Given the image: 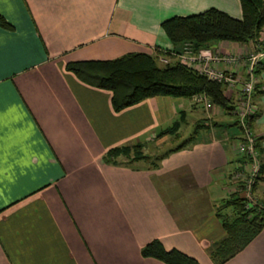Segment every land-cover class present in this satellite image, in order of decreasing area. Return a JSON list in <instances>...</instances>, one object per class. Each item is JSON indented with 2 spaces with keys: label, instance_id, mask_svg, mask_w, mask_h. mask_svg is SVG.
<instances>
[{
  "label": "crops",
  "instance_id": "crops-1",
  "mask_svg": "<svg viewBox=\"0 0 264 264\" xmlns=\"http://www.w3.org/2000/svg\"><path fill=\"white\" fill-rule=\"evenodd\" d=\"M209 8L242 16L239 0L0 5L11 24L0 27V264H167L143 254L153 241L199 264H214L206 250L224 234L217 208L235 191L230 174L240 166L227 138L235 132L228 127L232 119L223 121L221 111L192 98L168 96L114 111L109 90L66 69L71 62L173 50L163 21ZM208 48L220 58L212 66L237 76L244 74V64L235 69L224 57L239 54L248 62L263 56L250 42L218 41ZM257 78L264 87V71ZM238 91L237 86L231 93L235 100ZM257 99L254 130L264 158V92ZM182 111L186 123L180 131L190 121L208 124L197 127L185 146L151 162L102 160L113 147L140 143L151 150L152 144L180 138L158 133ZM201 129L209 136L199 138ZM254 195L264 200V181ZM224 264H264V227Z\"/></svg>",
  "mask_w": 264,
  "mask_h": 264
},
{
  "label": "trees",
  "instance_id": "trees-1",
  "mask_svg": "<svg viewBox=\"0 0 264 264\" xmlns=\"http://www.w3.org/2000/svg\"><path fill=\"white\" fill-rule=\"evenodd\" d=\"M241 18H234L217 8H209L203 12L188 16H174L162 23V27L172 42L174 49L165 50L155 48L152 53H127L111 60L81 61L66 64V69L72 71L79 79L97 88L107 89L111 92V105L114 111L141 102L155 96H168L173 98H192L193 102L206 109H217L223 114L232 117L228 127H234V134L228 135V140L235 151L240 166L234 168L230 174L231 184L235 191L225 198L223 204L217 208L224 230L223 236L207 247V254L214 264H224L242 251L264 227V200L247 199L245 196L244 180L234 179V173L243 171L247 173L248 166L256 161L258 167L252 180V192L256 186L264 181V158L261 152V137L255 135V119L260 112L258 96L264 92V87L258 82L259 74L264 71V54L253 64L252 73L256 79L253 86L252 102L255 106L252 113L247 115L245 128L239 123L238 116L233 112L240 100L228 95L227 83L209 78L206 74L188 67L171 57L165 65H159L158 56H170L171 51L181 53L187 43L192 52L196 53L202 48H208L218 41L236 43H254L260 51L264 52V40L261 38L264 29V0H239ZM0 27L10 28L11 24L0 14ZM246 68V66H245ZM231 71V70H230ZM237 76L236 71H233ZM247 78L248 74L239 75ZM240 94V91H238ZM205 98L197 101L195 98ZM206 102L210 107L206 106ZM207 119H205L206 121ZM199 121V120H198ZM202 121V120H200ZM198 122L196 129L206 127L205 122ZM186 123L185 112L167 128L162 129L158 136L169 135L178 138L180 128ZM223 124V123H222ZM216 126H223L213 123ZM226 125H224L225 127ZM198 127V128H197ZM194 129L193 133L197 130ZM251 132L255 157L246 151L238 152L234 148L236 142L247 144V135L244 130ZM228 134V133H226ZM225 134V135H226ZM193 138L189 136L173 149H168L164 155L185 146ZM143 144L124 145L109 149L103 156L105 163L117 164L118 157L126 159V164L149 160L150 155L144 153ZM163 156V155H162ZM161 156L157 157V160ZM255 158V159H254ZM156 159V158H155ZM229 208L227 211L226 209ZM144 255L158 257L167 264H199L198 261L175 249L166 250L157 241L150 242L143 248Z\"/></svg>",
  "mask_w": 264,
  "mask_h": 264
},
{
  "label": "built area",
  "instance_id": "built-area-1",
  "mask_svg": "<svg viewBox=\"0 0 264 264\" xmlns=\"http://www.w3.org/2000/svg\"><path fill=\"white\" fill-rule=\"evenodd\" d=\"M264 52L261 53L263 55ZM171 57L177 61L184 63L190 68L197 70L200 73L206 74L209 78L217 81H224L227 83L228 93H232L234 89L238 86L240 91V100L233 111L239 119V123L243 128H245V121L247 115L252 113L255 106L252 102L253 86L256 82L255 77L252 73L253 64L257 61L258 56H250L248 62L241 55H229L224 57V61L227 65L233 66L235 69L239 68L242 64L246 66L245 73L248 77L241 78L240 76H235L232 71L219 70L211 65V62L219 61L220 58L214 56L209 48H202L198 52L194 53L191 51L189 44L183 46L181 53H175L171 51L170 56H158V62L165 65L171 61ZM205 100V98H195L197 101ZM207 107H210L208 102L205 103ZM245 135H247V144L242 142H236L233 146L238 152L246 151L252 157L256 156L253 149L252 133L244 130ZM255 159V158H254ZM257 163L254 161L250 166H248L247 173L243 171H237L234 173L233 178L239 179L240 177L244 180L245 196L247 199H253L254 194L252 192V178L257 171Z\"/></svg>",
  "mask_w": 264,
  "mask_h": 264
},
{
  "label": "rangeland",
  "instance_id": "rangeland-1",
  "mask_svg": "<svg viewBox=\"0 0 264 264\" xmlns=\"http://www.w3.org/2000/svg\"><path fill=\"white\" fill-rule=\"evenodd\" d=\"M159 65H163L161 63H159ZM216 110V109H215ZM223 118V121H226V122H229L231 121L232 117L228 114H223L222 116ZM233 128V127H232ZM194 129H196V126L190 121L186 126H184L182 128V130L180 131L181 132V137L178 138V139H173L171 141H168L166 142L165 144H163L162 146L159 147V145H156V147L154 146V144H152V148L151 150L148 149L146 150L144 147L142 148L143 152H148V153H152L151 155V158H149V160H145L146 162H151V161H154L155 159H153V157H157L158 156H162L165 154V152L170 149L171 147H174V146H177L179 144H181L184 140H187L189 138V136L191 134H193L194 132ZM199 135L198 137L199 138H206L207 136H209L210 132L208 133L207 130H203L201 129L199 132ZM154 146V147H153ZM150 147V146H149ZM118 160H123V161H126V159L122 156L118 157ZM137 163V162H136ZM138 163H142L140 161H138ZM239 180H243L242 177L239 178ZM254 194V193H253ZM254 199H257V197L254 195L253 196Z\"/></svg>",
  "mask_w": 264,
  "mask_h": 264
},
{
  "label": "snow or ice",
  "instance_id": "snow-or-ice-1",
  "mask_svg": "<svg viewBox=\"0 0 264 264\" xmlns=\"http://www.w3.org/2000/svg\"><path fill=\"white\" fill-rule=\"evenodd\" d=\"M4 2L5 0H0V5H3Z\"/></svg>",
  "mask_w": 264,
  "mask_h": 264
}]
</instances>
